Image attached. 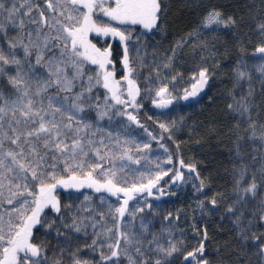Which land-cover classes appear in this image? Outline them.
I'll use <instances>...</instances> for the list:
<instances>
[{
    "label": "snow or ice",
    "instance_id": "snow-or-ice-1",
    "mask_svg": "<svg viewBox=\"0 0 264 264\" xmlns=\"http://www.w3.org/2000/svg\"><path fill=\"white\" fill-rule=\"evenodd\" d=\"M196 7L198 24L155 55L142 89L143 61L129 57V43L139 53L141 35L166 30L162 0H0V264H264V0L239 7L199 0ZM216 32L233 33L234 56L213 51ZM90 34L118 38L121 75L110 40L97 46ZM185 45L200 52L186 77L174 70ZM205 55L215 61L212 71ZM216 73L227 85L230 123L210 134L230 140L226 190L191 157L185 161L172 135L183 116L154 120L158 133L140 116L146 96L167 112L179 101L198 103ZM189 183L199 197L192 214L230 225L228 259L220 245L208 250L203 223L190 225L197 234L190 246L178 227L187 213L161 211L168 185ZM73 236L87 242L69 252Z\"/></svg>",
    "mask_w": 264,
    "mask_h": 264
},
{
    "label": "trees",
    "instance_id": "trees-1",
    "mask_svg": "<svg viewBox=\"0 0 264 264\" xmlns=\"http://www.w3.org/2000/svg\"><path fill=\"white\" fill-rule=\"evenodd\" d=\"M199 0H162V3L166 4L167 12L165 18L166 30L162 34L152 33L148 35L144 33L139 38V53L137 52L136 44L134 40L129 43V57H139L143 61L144 67L140 69L142 75L140 77V86L145 89L147 85L143 81V74L148 73L151 70V63L154 61L156 54L170 50V46L174 43L177 37L187 33L191 28H194L199 22L200 10L196 7ZM218 3L225 5H231L233 7H239L245 4L258 3L259 0H216ZM136 30H133V35H136ZM98 34H91L90 38L97 46H107L105 41L110 40L113 59L117 60L116 72L121 75V65L118 61L116 53L121 49V45L117 43L118 38L114 37H100L96 38ZM210 35V34H208ZM217 40L214 42L216 47L213 51L218 53H224L227 49V57L230 58L235 55L234 40L232 32H216ZM204 37L201 36V39ZM255 37L253 36V40ZM191 42H189L190 44ZM156 50V53L153 52ZM249 53L251 49H248ZM122 54V53H121ZM205 60L208 63L209 71H212V65L215 63L211 57L205 55ZM200 61L199 50L193 51L191 47L185 45L179 49L176 53V60L174 64V70L182 73L185 77L190 71L195 70L194 65ZM222 70H227L230 64H226L224 60H221ZM139 67V65H137ZM216 80L211 78L210 87L207 94L203 95L198 103L190 104L187 101H179V106L173 108L171 112L166 110L156 109V106L151 104L150 97H145L140 103L142 104L143 111L140 112L141 119L148 128L158 133L159 129L153 123L156 119L164 121H170L174 117H184V121L178 122V127L173 131L172 135L175 139L181 141L180 151L185 157V161L188 162V158L197 162L198 168L202 174L210 172L215 176L214 184L221 185L225 190L227 189V181L230 176V140L224 134H218L213 136L210 134V127L218 128L220 124H228L230 121H226L223 118V105L225 103L223 99V93L226 88L225 78L218 73ZM230 76V73H229ZM254 87L257 91L256 102L260 103L262 95L260 94V84L258 76L254 74ZM177 88H182L183 83L178 82ZM213 97V102L208 103V97ZM194 99V98H193ZM172 107V106H169ZM145 115L152 117V120L145 119ZM166 146L172 148V142L165 137L163 141ZM248 146H245L247 151ZM205 167H200V164ZM187 175V173H185ZM163 180V178H161ZM177 188V191L169 190L170 188ZM220 190V189H215ZM170 195L161 197L162 209L161 211L168 210L175 212V209L182 208L187 214L180 217V223L178 227L184 229V239L191 246L195 244L197 234L191 231L190 225L194 222L197 227L200 224H204L208 228L209 242L206 244L210 252L216 253L217 245H220V255L225 259H228V247L226 242L231 240L230 225L227 222H222L218 217H210L207 220H201L198 216H195L191 212V201L198 199V195L194 194L191 189V184L186 185H168L165 189ZM175 193V195H171ZM91 194V193H90ZM61 200H65V192L59 193ZM69 201H72V197H67ZM188 218V219H187ZM186 219V221H185ZM159 228V223L156 224ZM43 236V233H40ZM50 244H56L54 239L49 238ZM80 236H73L71 245L68 247L70 252L72 248L77 247L79 244L86 243ZM80 253L82 257L95 260L97 256L88 250L81 249ZM67 259V257H65Z\"/></svg>",
    "mask_w": 264,
    "mask_h": 264
},
{
    "label": "rangeland",
    "instance_id": "rangeland-1",
    "mask_svg": "<svg viewBox=\"0 0 264 264\" xmlns=\"http://www.w3.org/2000/svg\"><path fill=\"white\" fill-rule=\"evenodd\" d=\"M133 30H136L137 33H139V32L141 31V29H140L139 27H135V28H133ZM145 33H147V32H145ZM90 35H91V34H90ZM209 82H211V78H209ZM209 87H210V85H207L205 91H208ZM205 91H203V92H205ZM105 126H106V125H105ZM149 130H150V129H149ZM150 131H151V130H150ZM139 132H140V136H139L138 138H143V129H140ZM132 134H133V135H137V132H136V130H135V127H134L133 130H132ZM152 147H153V149L156 148V143H155V142L152 143ZM153 154L155 155L156 153L154 152ZM187 160H188V159H187ZM177 186H178V185H177ZM169 190L177 191V188H172V187H171ZM177 192H180V191H177ZM187 219H188V218H187ZM185 221H186V219H185ZM208 242H209V241H208Z\"/></svg>",
    "mask_w": 264,
    "mask_h": 264
},
{
    "label": "water",
    "instance_id": "water-1",
    "mask_svg": "<svg viewBox=\"0 0 264 264\" xmlns=\"http://www.w3.org/2000/svg\"><path fill=\"white\" fill-rule=\"evenodd\" d=\"M203 91H204V90H202V92H203ZM198 95H199V94H198ZM208 241H209V240L206 241V244L208 243Z\"/></svg>",
    "mask_w": 264,
    "mask_h": 264
},
{
    "label": "bare ground",
    "instance_id": "bare-ground-1",
    "mask_svg": "<svg viewBox=\"0 0 264 264\" xmlns=\"http://www.w3.org/2000/svg\"><path fill=\"white\" fill-rule=\"evenodd\" d=\"M206 87H207V85H206ZM205 89H206V88H205ZM205 89H204V90H205Z\"/></svg>",
    "mask_w": 264,
    "mask_h": 264
}]
</instances>
